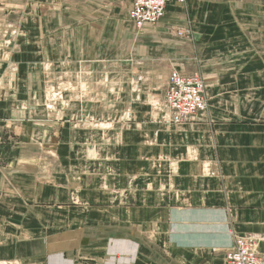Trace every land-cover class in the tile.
<instances>
[{"label": "crops", "instance_id": "1", "mask_svg": "<svg viewBox=\"0 0 264 264\" xmlns=\"http://www.w3.org/2000/svg\"><path fill=\"white\" fill-rule=\"evenodd\" d=\"M130 8L0 0V264H223L248 234L264 254V0L140 29ZM172 70L205 85L183 124Z\"/></svg>", "mask_w": 264, "mask_h": 264}, {"label": "built area", "instance_id": "2", "mask_svg": "<svg viewBox=\"0 0 264 264\" xmlns=\"http://www.w3.org/2000/svg\"><path fill=\"white\" fill-rule=\"evenodd\" d=\"M172 2L183 4L185 0H131L128 18L138 29L156 25L164 18L166 5ZM173 33L179 39L188 37L185 29H177ZM164 107L169 121L174 124L186 123L194 114L205 111L207 95L202 78L197 74L185 75L172 70L164 92ZM258 241L255 235L236 237L224 255L223 264H264V254L258 251Z\"/></svg>", "mask_w": 264, "mask_h": 264}, {"label": "bare ground", "instance_id": "3", "mask_svg": "<svg viewBox=\"0 0 264 264\" xmlns=\"http://www.w3.org/2000/svg\"><path fill=\"white\" fill-rule=\"evenodd\" d=\"M61 74V73H60ZM65 88V87H64ZM63 88V90H64ZM51 89V86L50 85H47V90H48V93H47V98L48 100H50L51 98H54L56 95V92L53 90V91H50ZM60 91V90H59Z\"/></svg>", "mask_w": 264, "mask_h": 264}, {"label": "rangeland", "instance_id": "4", "mask_svg": "<svg viewBox=\"0 0 264 264\" xmlns=\"http://www.w3.org/2000/svg\"><path fill=\"white\" fill-rule=\"evenodd\" d=\"M61 86H62V85H61ZM61 86H60V87H61ZM47 93H48V90H47V92H46V95H47ZM47 103H49V102H47Z\"/></svg>", "mask_w": 264, "mask_h": 264}]
</instances>
